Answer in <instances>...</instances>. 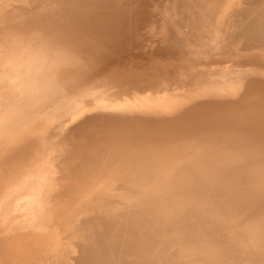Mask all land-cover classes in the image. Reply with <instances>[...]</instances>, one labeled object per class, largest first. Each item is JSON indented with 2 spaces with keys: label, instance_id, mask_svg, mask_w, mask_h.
Returning <instances> with one entry per match:
<instances>
[{
  "label": "bare ground",
  "instance_id": "1",
  "mask_svg": "<svg viewBox=\"0 0 264 264\" xmlns=\"http://www.w3.org/2000/svg\"><path fill=\"white\" fill-rule=\"evenodd\" d=\"M0 264H264V0H0Z\"/></svg>",
  "mask_w": 264,
  "mask_h": 264
},
{
  "label": "rangeland",
  "instance_id": "2",
  "mask_svg": "<svg viewBox=\"0 0 264 264\" xmlns=\"http://www.w3.org/2000/svg\"><path fill=\"white\" fill-rule=\"evenodd\" d=\"M1 17H2V16H1ZM2 18H4V16H3Z\"/></svg>",
  "mask_w": 264,
  "mask_h": 264
}]
</instances>
